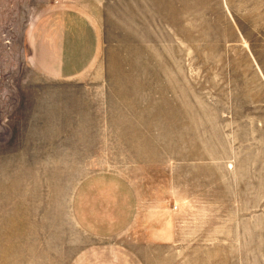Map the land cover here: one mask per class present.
Listing matches in <instances>:
<instances>
[{"label":"rangeland","instance_id":"obj_1","mask_svg":"<svg viewBox=\"0 0 264 264\" xmlns=\"http://www.w3.org/2000/svg\"><path fill=\"white\" fill-rule=\"evenodd\" d=\"M64 19L82 26L46 25ZM47 29L67 55L82 38L54 66L86 72L41 60ZM109 114L143 131L135 151L72 152L81 120ZM95 164L171 232L151 264H264V0H0V264L86 251L69 205ZM138 238L111 244L134 255Z\"/></svg>","mask_w":264,"mask_h":264},{"label":"crops","instance_id":"obj_2","mask_svg":"<svg viewBox=\"0 0 264 264\" xmlns=\"http://www.w3.org/2000/svg\"><path fill=\"white\" fill-rule=\"evenodd\" d=\"M46 25L82 26L71 19H64L57 23L50 21ZM48 31L49 29L41 35L37 44L41 60L55 72L73 74L86 72L84 68L60 71L54 66L70 64L72 59L75 63L83 59L82 38L78 40V55H67L65 54L66 45H68L66 40L61 42V39L55 35L56 31L53 33ZM56 84L68 85L71 82L56 81ZM70 99L84 100L83 95L78 96V94ZM107 117L109 118L107 122H112L108 125V129H102V126L97 123L99 120L97 118L88 117L86 120H81L77 133L71 136L72 152L92 153L99 155L100 158L103 154L134 152V148L140 145L137 139L143 131L130 128L127 115L109 114ZM105 132H111L112 135ZM77 167L82 168V166ZM92 167H94L91 168L93 172L79 182L70 199L69 206L76 228L90 241L86 251L78 259H74L73 264H151L150 253L146 255L145 251L155 249L157 243L167 242L166 239L169 238L167 235L171 232L161 231L159 226H146V218H148L145 214L146 206L140 201L138 192L131 182L122 172H118L120 169L97 164ZM128 233H135L140 237L137 240L140 243H134L140 244V247L131 246L135 250L134 255L126 251L125 248L128 245L111 244ZM161 234L165 236L162 237ZM146 242L149 244L147 248L144 245Z\"/></svg>","mask_w":264,"mask_h":264}]
</instances>
